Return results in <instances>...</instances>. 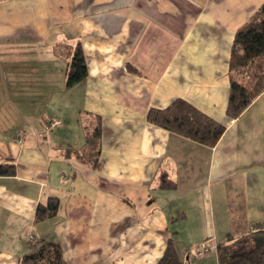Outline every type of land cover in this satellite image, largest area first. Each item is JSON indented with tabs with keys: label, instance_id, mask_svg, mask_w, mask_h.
I'll use <instances>...</instances> for the list:
<instances>
[{
	"label": "crops",
	"instance_id": "obj_1",
	"mask_svg": "<svg viewBox=\"0 0 264 264\" xmlns=\"http://www.w3.org/2000/svg\"><path fill=\"white\" fill-rule=\"evenodd\" d=\"M263 1L0 0V81L10 93L0 101V158L17 164L0 177V264L45 241L71 264H156L169 238L188 262L187 249L215 243L216 256L220 241L264 221V86L239 117L226 114L233 37ZM66 39L80 41L88 70L68 90L65 70L43 77ZM176 98L225 125L214 147L147 122L150 107ZM84 112L101 118L99 169L59 155L85 144ZM48 118L61 124L46 135ZM163 171L175 189L157 188ZM48 197L56 215L35 222Z\"/></svg>",
	"mask_w": 264,
	"mask_h": 264
},
{
	"label": "trees",
	"instance_id": "obj_2",
	"mask_svg": "<svg viewBox=\"0 0 264 264\" xmlns=\"http://www.w3.org/2000/svg\"><path fill=\"white\" fill-rule=\"evenodd\" d=\"M54 53L66 60L65 89H71L88 76L87 64L79 40L60 41ZM229 96L226 114L239 117L261 94L264 86V1L250 18L235 32L229 57ZM148 123L171 133L193 140L207 147H214L225 125L213 119L183 98L172 100L163 108L150 107L146 112ZM81 121L85 132V144L80 148H64L62 157L76 158L94 169L101 167V118L84 112ZM17 164L0 158V177L14 176ZM176 182L166 171L160 173L159 189H175ZM59 201L48 197L37 204L34 221L56 215ZM204 243V242H202ZM206 244V242H205ZM218 264H264V221L250 225L247 233L238 237L228 236L216 245ZM17 264H71L66 260L63 248L57 241H45L26 252ZM156 264H186L181 258L173 238L167 240L163 255Z\"/></svg>",
	"mask_w": 264,
	"mask_h": 264
},
{
	"label": "rangeland",
	"instance_id": "obj_3",
	"mask_svg": "<svg viewBox=\"0 0 264 264\" xmlns=\"http://www.w3.org/2000/svg\"><path fill=\"white\" fill-rule=\"evenodd\" d=\"M56 62H49V63H45V67L46 66H49L48 64H50L51 65V68H49V70H51L50 72H48V71H46V73H45V75L43 76L44 78H48L49 80H58L59 78L61 79V73H63L64 72V70H65V63H67L66 62V60H64V59H58V60H56V59H54ZM0 65H1V63H0ZM228 69H229V67H228ZM63 76V75H62ZM2 77H4L3 75H2ZM6 77V76H5ZM10 79V78H9ZM43 89L44 90H42L43 91V93H44V103H46L47 102V100H46V97L49 95V94H51V91L50 90H48V89H46L47 87L43 84ZM35 89H36V87H34ZM38 89H39V87H38ZM7 93L10 95V93L9 92H7V80L5 79V78H3V80L2 81H0V101L1 102H3L4 100H5V98L7 97ZM55 95L54 96H56V98H58V100H59V103H60V101H61V104H63V106H68V107H71V101L69 100V97L67 96V95H65L63 92H58V91H56V93H54ZM62 95V96H61ZM60 105V104H59ZM68 107H64V109H66V108H68ZM69 109V108H68ZM71 114V113H70ZM235 119V118H234ZM51 120H53V118H48V119H43L42 120V124L44 125V126H49V123L51 122ZM54 120H56V119H54ZM3 139V138H2ZM7 152H8V148L6 147V145H2V144H0V155L2 156V157H5L6 155H7ZM68 172H70V171H68ZM225 201H223V203H224ZM222 212H223V210H222ZM221 212V215L223 214ZM226 220V222H229V216H228V214H226V215H222V217H220L219 218V220L220 221H222V223H223V220ZM222 225V224H221ZM250 227V226H249ZM219 228V227H218ZM248 230H249V228H248ZM248 230H247V232H248ZM246 232V233H247ZM223 234V233H222ZM223 236V235H222ZM221 235L219 236L220 238H223ZM30 239L31 240H33L31 237H30ZM190 238H188L187 240H189ZM186 240V241H187ZM221 242V241H220ZM205 243V242H204ZM201 245H202V243H200V244H198V245H196V246H193V247H191L190 249H187L186 250V252H185V254L186 253H189L190 254V259H189V261L187 262V261H185V263L186 264H200V262L201 261H203L202 259L203 258H205V257H210L209 259V264H217V259H216V256H217V254H216V256H215V254L213 253V247H214V245H215V243L211 246V244H208L207 242H206V245L205 246H207L208 247V250L207 251H205V252H201V253H199V250H198V248H200L201 247ZM215 249H216V247H215ZM192 251L198 256H196L195 255V257L196 258H193L192 257ZM205 259H207V258H205Z\"/></svg>",
	"mask_w": 264,
	"mask_h": 264
},
{
	"label": "built area",
	"instance_id": "obj_4",
	"mask_svg": "<svg viewBox=\"0 0 264 264\" xmlns=\"http://www.w3.org/2000/svg\"><path fill=\"white\" fill-rule=\"evenodd\" d=\"M61 124V122L60 121H58V120H51V122L49 123V126H46V129H45V134L46 135H49L51 132H52V130L56 127V126H58V125H60ZM18 134H21V133H18ZM206 244L205 243H202V245H201V247L200 248H198V250H199V253H201V252H205V251H207L208 250V247L207 246H205ZM187 254V257H190V254L189 253H186ZM192 257L193 258H196L195 257V253L192 251ZM197 256V255H196ZM198 257V256H197Z\"/></svg>",
	"mask_w": 264,
	"mask_h": 264
}]
</instances>
